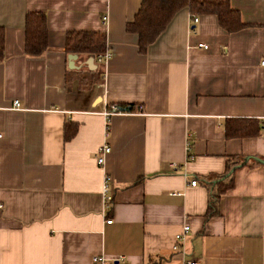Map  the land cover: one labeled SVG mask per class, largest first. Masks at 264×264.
Returning a JSON list of instances; mask_svg holds the SVG:
<instances>
[{
  "label": "crops",
  "instance_id": "0c3cea01",
  "mask_svg": "<svg viewBox=\"0 0 264 264\" xmlns=\"http://www.w3.org/2000/svg\"><path fill=\"white\" fill-rule=\"evenodd\" d=\"M229 2L243 27L182 7L141 52L125 29L140 0H0V264H264V164L242 161L264 157V0ZM27 11L45 15L38 55ZM68 30L104 32L109 55L66 51Z\"/></svg>",
  "mask_w": 264,
  "mask_h": 264
},
{
  "label": "trees",
  "instance_id": "16d2710c",
  "mask_svg": "<svg viewBox=\"0 0 264 264\" xmlns=\"http://www.w3.org/2000/svg\"><path fill=\"white\" fill-rule=\"evenodd\" d=\"M185 7L190 13L212 14L218 25L225 31L237 30L245 25L240 20L239 13L230 6L229 0H140L138 9L132 19L126 22V31L136 34V46L143 52L152 43L158 34L164 29L172 14L179 8ZM24 52L29 55H38L47 47V28L45 15L41 11H27L24 15ZM64 49L68 52L87 53L98 55L105 50V34L90 30H68L65 33ZM3 58V29L0 26V61ZM118 110L133 111L139 109L136 103H115ZM244 121L246 119H239ZM236 120L226 119L224 134L243 135ZM64 138H68L75 130V125L68 124ZM230 186L226 182L218 189ZM218 192L211 194L210 199L218 196Z\"/></svg>",
  "mask_w": 264,
  "mask_h": 264
},
{
  "label": "built area",
  "instance_id": "2783aa9c",
  "mask_svg": "<svg viewBox=\"0 0 264 264\" xmlns=\"http://www.w3.org/2000/svg\"><path fill=\"white\" fill-rule=\"evenodd\" d=\"M192 20L193 21H196L197 20V16L196 15H192ZM195 46L196 47H201V48H207L208 47V44L206 42H196L195 43ZM108 52L107 51H103L101 54H98L96 56V60L97 61H101V60H104L106 59V57L108 56ZM260 64H264V58H262L260 60ZM11 108H18L20 107L19 105V101L17 99H13L12 102H11ZM116 111H119L117 109V105L115 104H111L110 107L108 109L105 110V113L106 114H110V113H113V112H116ZM262 129H263V132H264V116H263V126H262ZM0 136H1V133H0ZM186 148H188V144H186ZM109 151V145L104 143V144H101L100 146H98V148L96 149V153H95V161L96 163L100 164L103 162V159H104V155ZM188 156H190L188 154ZM167 165L172 168V169H175V168H178V164L176 162H168ZM110 180V177L106 174H104L103 176V179H102V184H101V192H102V195H103V200L104 201H108L110 199V195L106 193V190H107V187H108V181ZM196 183V179L195 178H191L189 180V184L193 185ZM1 206V204H0ZM110 219H106V222H109ZM187 225L184 224L182 226V232H179L175 235V239L176 241L177 240H180L182 239V233L183 231H185L187 229ZM123 256H116V257H113V258H110L111 261H117L119 259L122 260ZM92 259L94 261H96L98 264L102 263L104 261V258L102 256H98V255H94L92 257ZM182 264H198L196 262L195 259H187L185 261L182 262Z\"/></svg>",
  "mask_w": 264,
  "mask_h": 264
},
{
  "label": "water",
  "instance_id": "95a60500",
  "mask_svg": "<svg viewBox=\"0 0 264 264\" xmlns=\"http://www.w3.org/2000/svg\"><path fill=\"white\" fill-rule=\"evenodd\" d=\"M75 54L71 53L68 55V58L69 60L71 61L73 58H74ZM247 158H252L253 160L259 162V163H262L264 164V157H258V156H244L242 161H245ZM236 165H232L225 173H223L222 175H220L218 178H215V179H211L210 182L211 183H214L216 182L217 180L227 176L231 171L232 169L235 167Z\"/></svg>",
  "mask_w": 264,
  "mask_h": 264
}]
</instances>
